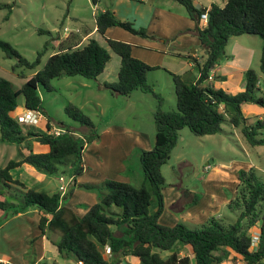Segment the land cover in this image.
<instances>
[{
	"label": "trees",
	"instance_id": "1",
	"mask_svg": "<svg viewBox=\"0 0 264 264\" xmlns=\"http://www.w3.org/2000/svg\"><path fill=\"white\" fill-rule=\"evenodd\" d=\"M175 1L185 7L195 22V29L185 33L192 32L199 38L204 54L200 60L190 56L200 71V79L196 83L169 72L175 86L176 111L163 110L162 97L148 83V74L163 68L135 58L131 44L108 39L105 35L109 28L120 27L142 38L155 37L149 35L145 28H137L133 22L120 20L110 9L95 19L97 32L105 37L111 51L121 58L118 80L105 82L103 87L113 94L127 97L135 91L151 93L158 100L154 113V146L151 150H136L146 178V183L140 187L115 180H106L99 185L77 182L85 171V146L99 137L92 120L79 108L69 105L66 112L89 130L90 136L85 139L69 130L60 137L40 133L35 126L23 124L14 117L22 96L24 109L41 113L39 89L51 91L52 80L65 76L97 80L112 59L110 51L99 41L90 38L80 47L83 38L67 37L60 43L58 52L52 54L44 67L22 88H16L0 76V144H22L33 138L49 147L46 153L31 150L21 159L11 160L4 168L0 167V222L11 213L25 214L38 210L42 235L52 242L61 258L75 260L78 264H121L129 256L138 264H222L228 249L242 256L247 264L264 261V181L254 168L240 172L236 197L228 204L229 210L236 214V220L220 217L210 218L201 225L179 222L166 226L160 223L165 208L163 190L166 186L162 168L170 160L181 130L188 128L200 137L213 136L221 133L223 124L227 122L241 130L250 146H264V119L258 117L252 122V117L244 112V107L249 104L264 107V97L258 95L257 71H245L247 85L237 95L204 85L224 57L232 37L250 35L262 38L260 70L264 72V0H221L222 4L212 3L210 7L202 8H198L194 0ZM92 2L97 6L100 0ZM5 7L12 9V5ZM205 16L207 24L203 26ZM47 45L31 63L11 44L0 39V50L8 58L18 59L19 68L35 69L39 66ZM51 128L49 121L47 130ZM25 164L51 175L59 174L62 167H67L68 175H72L75 181L65 196H61L59 191L49 194L29 188L12 174L13 170ZM76 188L96 190L100 194L99 201L82 217L66 206ZM198 202L195 196L191 204ZM153 203L157 205L155 212L151 210ZM255 227L260 230V240L257 248L252 249L251 230ZM52 235L56 236L55 240ZM106 247L111 251V260L104 256ZM180 247L190 248L191 256H180ZM166 252L170 254L163 257Z\"/></svg>",
	"mask_w": 264,
	"mask_h": 264
},
{
	"label": "rangeland",
	"instance_id": "2",
	"mask_svg": "<svg viewBox=\"0 0 264 264\" xmlns=\"http://www.w3.org/2000/svg\"><path fill=\"white\" fill-rule=\"evenodd\" d=\"M116 1L100 0V3L95 6L92 0H0V5L2 6L0 10L1 40L11 44L15 50L31 63L37 60L39 53L48 44L45 49L46 53L41 58V64L35 69L17 67L18 59L8 58L6 53L0 50V76L9 80L16 88H22L36 72L44 67L48 58L58 52L60 47L58 34H60L61 38H64L66 27L72 30L81 28L80 33L73 32L70 36L84 38L89 32L94 30L96 26L95 19L102 10H112ZM147 1L157 3L162 8H165L167 3L175 5L181 13L189 17L185 7L175 0ZM196 2L203 6L210 5L208 0H196ZM211 2L222 4L221 0H211ZM6 5H12V9L6 8ZM198 5L196 4L197 7ZM201 5L198 8H202ZM40 31L43 33H40ZM151 36H154L155 39H145L151 43L156 42L158 37L155 35ZM96 37L112 55L107 72L103 76L98 77L97 80L86 79L82 76H65L51 81V91L40 88L42 121L38 125L37 130L40 133L47 132L46 121H50L54 129L69 130L83 139L89 137V130L82 127L80 123L74 121L67 114L66 108L69 105H73L92 120L98 133L109 124H118L155 134L154 113L158 100L151 93L135 91L131 94L132 96L127 97L113 94L103 87L105 82L113 83L117 81V75L120 70V57L111 51L107 43H105L106 41L104 40V42L98 34ZM242 39L246 41L245 43L253 52L254 56L250 68L256 70L259 75L258 88L260 92H258V95L264 97V72L260 70L263 40L259 36L250 35H244ZM235 41V39L229 41L230 49ZM191 50L194 52V47ZM172 51L176 50L172 49ZM182 54L186 56L188 51H183ZM198 55L200 58L203 57V50H199ZM157 59L156 57L155 61ZM177 59L174 61L181 65L182 60ZM167 68L171 71L180 70L179 67L173 68L169 67V65ZM182 74H184L185 80L190 82V74L185 71ZM148 83L154 88L155 93L162 97L163 110H177L173 78L166 69L151 71L148 74ZM233 95H237V93ZM24 104L25 99L22 96L19 99V110H22ZM250 105V109L253 108L257 111L255 114L264 118L263 106ZM258 116L253 115L252 122L257 120ZM222 129V132L215 136L204 137L196 136L188 128L180 131L178 144L172 151L170 160L162 168V173L166 179L165 193L169 195V192L174 189L181 190L184 194L186 191H190L192 194L182 199L181 206L192 202L195 196L199 201L204 198L206 204L212 202V205L215 206L209 212L205 208L204 215H208L207 218L222 217L236 220V214L229 210L228 205L218 207V204L213 202L212 195L216 193L220 198L224 196L228 199H234L239 185V174L243 170L248 171L254 168L262 181H264V146H250L241 130L227 122L223 124ZM88 146L89 144L85 146L84 153L87 151L86 148ZM31 150L37 153H46L48 152V147L39 144L33 138L29 144L25 145L3 143L0 145V166H4L5 160L7 162L9 159H21ZM136 167L137 165L133 164L131 169L136 172L138 170ZM38 173L44 175L45 180L35 189L51 193L59 191L60 183L58 179L60 175L67 176L68 169L67 167H62L60 173L55 175ZM220 173L226 175L225 178H221L223 175L219 177ZM141 183L142 180L138 184ZM82 192L87 193L85 191ZM230 192L234 195L233 197ZM85 194L78 195L76 200L73 201L83 199ZM216 201L218 202V200ZM191 205L193 206V204H188V207ZM166 212L172 213L170 210ZM172 214L181 215V213ZM202 220L204 219L201 218L198 222H202ZM180 221H182L181 217ZM187 224L191 225V223ZM186 249L191 254L190 248L186 247ZM104 254L106 256L109 255L106 250ZM168 254L170 253H164L163 257ZM56 260L60 264L64 262L61 257H57ZM72 261L76 264L75 260ZM45 263L53 264L54 262H43L42 264ZM129 264L132 263L129 262ZM226 264L229 263L227 262ZM240 264L245 263L242 262Z\"/></svg>",
	"mask_w": 264,
	"mask_h": 264
},
{
	"label": "crops",
	"instance_id": "3",
	"mask_svg": "<svg viewBox=\"0 0 264 264\" xmlns=\"http://www.w3.org/2000/svg\"><path fill=\"white\" fill-rule=\"evenodd\" d=\"M194 1L195 4H199L196 0ZM208 3L211 5V0H208ZM165 5L166 7L162 8L157 3L148 2L147 0H117L112 9L120 20L133 21L137 28H145L149 35H155L158 37L156 42L151 43L147 39L133 35L123 28L119 29L120 27L109 28L106 31L105 37L131 44L133 56L150 66H159L166 69L167 72L171 71L168 70V65L173 68L179 67L180 70H173L171 73L184 75L182 73L185 71L190 74V82L196 83L200 79V71L190 56L196 57L199 60L201 59L198 55V51L202 50L201 42L192 32L185 33L186 31H193L196 24L190 17L181 13L175 5H170L169 3ZM210 5L204 7H210ZM201 6L203 7V5ZM104 11L106 10H102V12ZM204 18L205 20L202 25L206 26V16ZM75 30L81 32V28ZM97 34L103 39V41L105 40V37L97 32L95 26L94 30L89 32L83 38L80 47H83L86 44V41L90 38L99 41L96 37ZM243 36L231 38L236 41L231 49L229 48L228 42L227 51L222 58L223 60L221 59L222 61H220V63L211 71L210 76L213 77V79L208 80L204 84L205 86L216 89L221 88L231 95L234 93L238 94L245 90L247 81L244 73L248 69H252L250 68V65L254 55L252 50L245 43L246 41L242 39ZM57 37L60 44L67 38V35H65L64 38H61L60 34H58ZM99 43L103 46L100 41ZM192 47H194V52L191 50ZM172 49H175L176 51H172ZM183 51H188V54L184 56L182 54ZM156 57L158 59L155 61ZM177 58L182 60L181 65H178L174 61ZM119 62L121 66V58ZM108 66L109 64L107 65L105 72L100 76H103L107 72ZM249 106L251 105L249 104L244 107L246 116H258L255 114L257 111L253 108L250 109ZM22 110H19L18 108L14 113L16 119H18L19 115H21L26 109L23 107ZM258 117L259 119H264L261 116ZM48 122L49 121H46V130ZM38 125L35 127L37 128ZM155 138L156 133H148L144 130L131 128L125 125H107L100 131L99 137L86 148L87 151L84 153L85 171L77 178V182L80 184L99 185L106 180H115L129 183L136 187L144 185L146 183V178L142 168L140 155L136 150H151L154 146ZM30 142L31 139L23 142L21 145L29 144ZM11 160L13 159H9L7 162H5V160L3 163L4 166L0 167L4 168ZM133 164L137 165L136 169L138 170L136 172L131 169ZM12 174L15 179L20 180L29 188L34 189L45 180L44 175L38 173L37 170L27 164L13 170ZM222 175L223 173H220L219 177ZM225 176L226 175H223L221 178L223 179ZM141 180L142 183L138 184ZM165 190L166 189L163 190L165 208L160 217V223L163 225L174 226L179 222L201 225L209 219L207 218L208 215H204L205 208L209 212L211 208L215 207L212 205V202L206 204L204 198H202L196 205L188 207V204L192 203L190 202L185 206H181L180 203L182 199L192 193L186 191L184 194L181 190L174 189L169 192V195H167ZM82 191L87 193L85 194ZM57 192L58 191H54L49 194H55ZM230 193L232 195V192ZM80 194H85V197L79 201H73L76 200V197ZM233 196L234 195H232V197ZM99 199L100 194L96 190L88 191L76 188L72 198L66 202V206L82 217L86 214L88 208L96 204ZM232 199L233 198L228 199L224 196L220 198L216 193L212 195V200L215 204H218V207L228 205ZM216 200H218V202ZM73 202L76 203L73 204ZM156 209L157 205L153 203L151 210L155 212ZM167 210H170L172 213H181V215L177 216L172 213H167ZM180 217L182 221H180ZM40 218V212L34 209L25 214L11 213L10 216L0 222V263L42 264L43 262L48 263L53 261V264H60L56 260L57 257H60L57 253L56 247L46 236L42 235L39 229ZM201 218L204 220L198 222ZM255 234H260V230L257 227L251 230V235ZM52 239L55 240L56 236L52 235ZM257 245L258 244L252 247V249H256ZM179 255L191 256L185 247L179 248ZM104 256L107 260H111L112 258L111 254L107 256L104 254ZM132 258L133 257L131 256L126 257L121 264H129V262L132 264H138V261L133 258L134 261ZM227 262L229 264H240L242 262L247 264L242 256L236 254L231 249H228L227 256L222 264H226ZM63 264H74V262L69 259H64ZM261 264H264V261Z\"/></svg>",
	"mask_w": 264,
	"mask_h": 264
},
{
	"label": "built area",
	"instance_id": "4",
	"mask_svg": "<svg viewBox=\"0 0 264 264\" xmlns=\"http://www.w3.org/2000/svg\"><path fill=\"white\" fill-rule=\"evenodd\" d=\"M65 32H66L67 37H69L73 32L80 33L79 30H72L67 27L65 28ZM212 79L213 77L210 76L209 80H212ZM41 120H42L41 113L35 110H25L18 117L19 122L26 124V125H30V126H37ZM46 131L48 135H52L55 137H60L66 133V131L64 130L54 129L53 127L50 130H46ZM58 180L60 183L59 193L61 194V196H65L70 186L74 183L75 178L72 175H67V176L60 175ZM259 240H260V234L252 235V247L258 244ZM106 252H108V254H111V251L108 247H106Z\"/></svg>",
	"mask_w": 264,
	"mask_h": 264
}]
</instances>
